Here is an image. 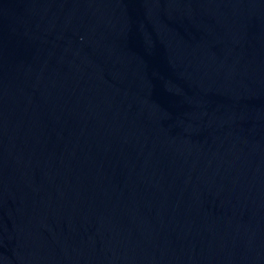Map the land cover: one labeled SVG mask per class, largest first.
Wrapping results in <instances>:
<instances>
[{
	"label": "water",
	"instance_id": "water-1",
	"mask_svg": "<svg viewBox=\"0 0 264 264\" xmlns=\"http://www.w3.org/2000/svg\"><path fill=\"white\" fill-rule=\"evenodd\" d=\"M0 264H264V0H0Z\"/></svg>",
	"mask_w": 264,
	"mask_h": 264
}]
</instances>
